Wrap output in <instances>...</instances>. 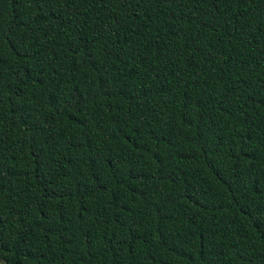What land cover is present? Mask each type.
I'll return each mask as SVG.
<instances>
[{
  "label": "trees",
  "instance_id": "1",
  "mask_svg": "<svg viewBox=\"0 0 264 264\" xmlns=\"http://www.w3.org/2000/svg\"><path fill=\"white\" fill-rule=\"evenodd\" d=\"M0 264H264V0H0Z\"/></svg>",
  "mask_w": 264,
  "mask_h": 264
}]
</instances>
